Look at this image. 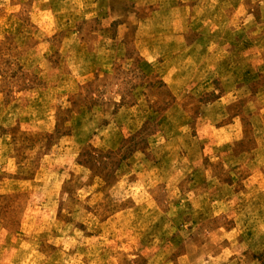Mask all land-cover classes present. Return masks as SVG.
Instances as JSON below:
<instances>
[{
    "label": "rangeland",
    "instance_id": "obj_1",
    "mask_svg": "<svg viewBox=\"0 0 264 264\" xmlns=\"http://www.w3.org/2000/svg\"><path fill=\"white\" fill-rule=\"evenodd\" d=\"M263 168L264 0H0V264H264Z\"/></svg>",
    "mask_w": 264,
    "mask_h": 264
},
{
    "label": "crops",
    "instance_id": "obj_2",
    "mask_svg": "<svg viewBox=\"0 0 264 264\" xmlns=\"http://www.w3.org/2000/svg\"><path fill=\"white\" fill-rule=\"evenodd\" d=\"M19 163L17 162L16 163V165H18ZM84 166V165H83ZM263 171V173H264V168H263V170L261 169V172ZM254 182H255V184H257V186L259 187V188H261V189H264V179H256V180H254ZM2 183H3V181L2 180H0V187L2 186ZM63 249H65V251H68V248H65V247H63Z\"/></svg>",
    "mask_w": 264,
    "mask_h": 264
}]
</instances>
